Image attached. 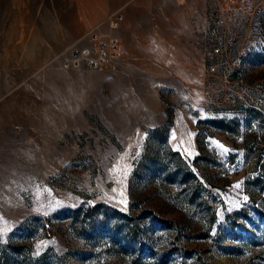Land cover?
Masks as SVG:
<instances>
[{
  "label": "rangeland",
  "instance_id": "rangeland-1",
  "mask_svg": "<svg viewBox=\"0 0 264 264\" xmlns=\"http://www.w3.org/2000/svg\"><path fill=\"white\" fill-rule=\"evenodd\" d=\"M118 2L116 31L5 50L0 264H264V0ZM98 27L117 69L65 68Z\"/></svg>",
  "mask_w": 264,
  "mask_h": 264
},
{
  "label": "crops",
  "instance_id": "crops-1",
  "mask_svg": "<svg viewBox=\"0 0 264 264\" xmlns=\"http://www.w3.org/2000/svg\"><path fill=\"white\" fill-rule=\"evenodd\" d=\"M3 2V7L0 6V73L5 71L6 48L11 57L19 54L21 24L26 25L23 28L26 46L39 47L38 54L47 57L53 54V24L62 34L59 36L60 47L68 48L111 14L122 11L124 6L118 0H29L28 3L13 0L11 6ZM4 87L5 80L0 77V95Z\"/></svg>",
  "mask_w": 264,
  "mask_h": 264
},
{
  "label": "built area",
  "instance_id": "built-area-1",
  "mask_svg": "<svg viewBox=\"0 0 264 264\" xmlns=\"http://www.w3.org/2000/svg\"><path fill=\"white\" fill-rule=\"evenodd\" d=\"M223 10H225V8ZM223 10L219 8L213 11L214 24L211 30V35L213 34L215 38L226 37V35L223 36V33L226 32V29L222 22L228 20L230 24L232 20L231 10L230 12L227 11L225 17H221V12ZM123 21L124 15L121 12H116L111 14L105 20V23L111 31H116L120 28ZM99 28L100 27L94 29L88 35L91 45L82 49L73 50L70 55L64 57L63 62L65 68L78 69L81 67H86L100 72H107L117 69V64L123 57V47L121 40L112 34L108 36L102 35L99 31ZM229 43H237V40H231ZM220 53V48L214 50V54ZM213 70L215 71V68H213Z\"/></svg>",
  "mask_w": 264,
  "mask_h": 264
},
{
  "label": "trees",
  "instance_id": "trees-1",
  "mask_svg": "<svg viewBox=\"0 0 264 264\" xmlns=\"http://www.w3.org/2000/svg\"><path fill=\"white\" fill-rule=\"evenodd\" d=\"M91 212H92V213L95 212V208L91 209Z\"/></svg>",
  "mask_w": 264,
  "mask_h": 264
},
{
  "label": "snow or ice",
  "instance_id": "snow-or-ice-1",
  "mask_svg": "<svg viewBox=\"0 0 264 264\" xmlns=\"http://www.w3.org/2000/svg\"><path fill=\"white\" fill-rule=\"evenodd\" d=\"M236 187L238 188V187H239V185H236Z\"/></svg>",
  "mask_w": 264,
  "mask_h": 264
}]
</instances>
